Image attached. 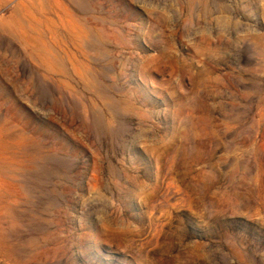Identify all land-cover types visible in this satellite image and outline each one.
I'll use <instances>...</instances> for the list:
<instances>
[{
	"label": "rangeland",
	"instance_id": "rangeland-1",
	"mask_svg": "<svg viewBox=\"0 0 264 264\" xmlns=\"http://www.w3.org/2000/svg\"><path fill=\"white\" fill-rule=\"evenodd\" d=\"M0 264H264V0H4Z\"/></svg>",
	"mask_w": 264,
	"mask_h": 264
},
{
	"label": "bare ground",
	"instance_id": "bare-ground-1",
	"mask_svg": "<svg viewBox=\"0 0 264 264\" xmlns=\"http://www.w3.org/2000/svg\"><path fill=\"white\" fill-rule=\"evenodd\" d=\"M74 2V1H73ZM4 4V0H0V6H2ZM78 4V3H77ZM53 7V6H52ZM126 7V6H125ZM62 9H64V8H62ZM64 11H65V9H64ZM68 11V10H67ZM29 12V11H28ZM69 12V11H68ZM23 14H24V12H23ZM26 14V13H25ZM57 14V13H56ZM129 14H131V13H129ZM27 16V15H26ZM129 16V15H128ZM57 17H58V15H57ZM62 17V16H61ZM60 17V18H61ZM132 17V16H131ZM35 18V17H34ZM135 18V17H134ZM36 19V18H35ZM58 19V18H57ZM56 19V20H57ZM37 20V19H36ZM48 20V19H47ZM68 20H70L69 18H68ZM72 21V20H71ZM37 22V21H36ZM33 23V22H32ZM61 23H62V21H61ZM65 23V22H64ZM74 23V22H73ZM23 24V23H22ZM50 24V23H49ZM57 24H58V22H57ZM71 24V23H70ZM75 24V23H74ZM39 26V25H38ZM61 27V26H60ZM63 27V26H62ZM61 27V28H62ZM59 28V27H58ZM23 29V28H22ZM53 29V28H52ZM69 30V29H68ZM98 30V29H97ZM56 32H57V30H56ZM61 32V31H60ZM78 33H80L79 31H77ZM55 33V32H54ZM67 33V32H66ZM75 33V32H74ZM78 33H76L77 35H78ZM98 33V32H97ZM51 34V33H50ZM53 34V33H52ZM75 34V35H76ZM79 35H81V34H79ZM76 37V36H75ZM79 37V36H78ZM81 37V36H80ZM92 38V37H91ZM102 38V37H101ZM76 39H77V37H76ZM78 39H81V38H78ZM77 39V40H78ZM20 40V39H19ZM31 40V39H30ZM63 41V40H62ZM100 41V40H99ZM100 43V42H99ZM33 49V48H32ZM39 53V52H38ZM38 57V56H37ZM75 58V57H74ZM44 61V60H43Z\"/></svg>",
	"mask_w": 264,
	"mask_h": 264
}]
</instances>
